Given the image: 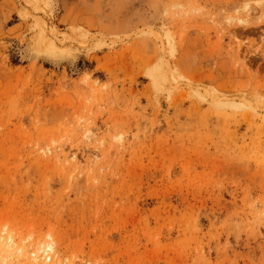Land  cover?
Instances as JSON below:
<instances>
[{"label": "rangeland", "instance_id": "rangeland-1", "mask_svg": "<svg viewBox=\"0 0 264 264\" xmlns=\"http://www.w3.org/2000/svg\"><path fill=\"white\" fill-rule=\"evenodd\" d=\"M0 264H264V0H0Z\"/></svg>", "mask_w": 264, "mask_h": 264}]
</instances>
